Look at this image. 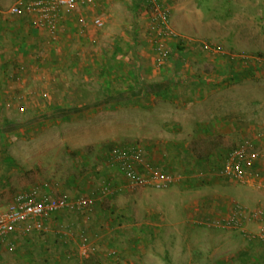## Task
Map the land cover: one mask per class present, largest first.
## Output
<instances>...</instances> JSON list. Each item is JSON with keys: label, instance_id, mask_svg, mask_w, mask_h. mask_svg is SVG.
Masks as SVG:
<instances>
[{"label": "rangeland", "instance_id": "374dc122", "mask_svg": "<svg viewBox=\"0 0 264 264\" xmlns=\"http://www.w3.org/2000/svg\"><path fill=\"white\" fill-rule=\"evenodd\" d=\"M19 1L0 0V11L7 13ZM252 1L241 6L236 0H191L187 10L178 11L165 5L176 38L165 41L168 55L162 65H153L162 27H152L150 8L142 5L133 9L120 3L111 12L92 3L65 12L55 33H49L52 56L48 47L23 45H31L32 61L15 66L17 73L10 77L0 76V203L29 191L39 198L51 193L103 202L111 212L99 221L74 214L81 226L98 223V243L89 241L95 250L84 264H264V246L251 241L250 225L245 232L202 225L208 218L226 217L236 203L264 210V0ZM80 12L93 27L96 13L109 21L88 45L95 71L79 68L80 45L56 43L63 19L73 30ZM0 18L21 20L7 14ZM59 47L69 52L62 59ZM110 48L119 58L106 67L104 53ZM163 80H176L183 87L181 97L172 101L153 94L149 85ZM193 85L204 91L219 86L220 91L187 103ZM142 93L147 96L137 102ZM126 99L134 103L122 104ZM207 101L219 103L216 112L232 130L215 138L223 147L212 157L213 140L206 131L214 106ZM177 142L184 147L175 149ZM245 142L257 155L259 173L248 185L220 176L227 155ZM135 146L175 183L163 191L128 190L109 154ZM108 183L119 191L105 194ZM59 219L67 224V215ZM57 225L56 219L50 222V232L59 231ZM78 239L68 245L75 257L82 245Z\"/></svg>", "mask_w": 264, "mask_h": 264}, {"label": "built area", "instance_id": "2783aa9c", "mask_svg": "<svg viewBox=\"0 0 264 264\" xmlns=\"http://www.w3.org/2000/svg\"><path fill=\"white\" fill-rule=\"evenodd\" d=\"M95 0H20L12 6L7 13L10 15L27 20L34 29L55 33L57 24L63 18L65 12L86 4H92ZM150 22L152 27H162L157 34V63L162 65L168 55L165 41L176 38V34L169 27V9L153 6L150 9ZM96 29L102 30L106 27V21L96 18L93 22ZM204 49L210 50L205 45ZM264 138V135H263ZM249 142L230 152L221 169L220 176L242 184L248 185L251 180L258 178L255 166L257 155L251 153ZM109 163L118 168L124 181L127 183L128 190L151 188L157 191L168 189L175 183V177L154 167L145 150L140 146H135L128 150L115 149L109 154ZM259 183L258 187H262ZM119 191L112 189L110 185L104 189V193ZM95 205L90 198H78L69 200L66 197H56L53 194H46L37 197L34 191L21 193L14 200L6 205L0 203V242L9 235L19 234L22 236L30 235L33 232L48 234L50 232V222L55 215L65 211L89 212ZM209 229H226L245 232V227L251 225L254 228L249 235L251 241L264 244V210L257 208L249 210L240 203L232 205L226 217L208 218L202 222ZM81 248L78 251L79 262L84 264L89 260L94 252V248L89 244L86 237L81 239ZM15 250V245L10 247Z\"/></svg>", "mask_w": 264, "mask_h": 264}, {"label": "crops", "instance_id": "0c3cea01", "mask_svg": "<svg viewBox=\"0 0 264 264\" xmlns=\"http://www.w3.org/2000/svg\"><path fill=\"white\" fill-rule=\"evenodd\" d=\"M130 2H127V0H95L93 3L97 6V10L99 8L105 7L109 9L111 12L115 11L119 8V4L122 3L123 5H127L126 7H132L133 9L137 6H144L143 8L148 11V7L151 9L154 5L160 6L165 8V5L168 6L169 4L172 5V8L176 11L178 10H187L186 6L191 3V0H145L142 2V0H129ZM238 3L237 5H252V0H236ZM126 2V3H124ZM166 2V3H165ZM149 9V10H150ZM89 12V11H88ZM81 15H79L78 20H75V29L72 30L71 27V21L64 20L61 24V34L59 35V38L56 40V43H71L72 44H78L80 45L79 48L82 52L80 54V51L76 54L78 57H76L80 62V69L88 71V66L95 71V56L92 53L93 49H90L88 45L90 43H95L96 39L93 38V35L96 34V28H94L92 25H89L85 17H83L82 12H80ZM96 18H102L100 15H97ZM107 24L109 21L105 19ZM64 23H66L67 27L64 26ZM66 34V36H65ZM52 39L50 38V34L48 31H40L34 29L30 24H28L27 20L21 19V20H13L8 21L5 19L0 18V76H8L10 77L11 74H16L17 72L14 71L16 68L15 66H20L23 64H27L32 61L33 56L31 51V45L27 49L23 48V45L26 44H32L34 46H37L36 48H39L41 51V48H49L48 54L49 56H52L53 49L48 46L51 44ZM147 43V42H146ZM148 44V43H147ZM170 44V41H168V45ZM61 46V45H60ZM21 47V48H20ZM85 48V49H83ZM43 49V50H44ZM62 47H59V49H56V51L60 54L58 57L60 59L63 55H68L69 52L63 51ZM36 50V49H35ZM61 50V51H60ZM84 55V56H83ZM105 61L102 63L103 66L106 65H112L114 59H118V53L116 49L110 48L109 50L105 51ZM145 58V57H144ZM143 58V59H144ZM107 59V60H106ZM145 60V59H144ZM153 65H159L157 64V59L155 55H153ZM158 67V66H157ZM35 71V70H34ZM156 71L153 72V76H156ZM84 74V73H82ZM123 74V73H122ZM186 76V75H185ZM176 81V80H175ZM173 80H163V81H155L152 83L153 85H149V88H152V93L155 92L161 97L164 98V100H169V98L174 101V98H179L182 95V88L180 84H175ZM184 84V82H182ZM185 86V84H184ZM146 88V87H145ZM144 89H142L143 91ZM208 91H204L202 86H190L188 88V92H190L191 98L188 99L187 103L196 100L195 98H203L206 94L205 93H211L213 91H220L219 86L211 85L207 89ZM181 92V93H179ZM145 93H142L137 95L134 99H137V102H142ZM147 96V94H145ZM136 101V100H135ZM202 101V100H201ZM131 105L132 101L125 100L122 101V104ZM203 103V102H202ZM205 104H211L210 108L214 106V111L212 114V117L209 121V126L207 129L206 136L213 140L211 144H209V147L213 149L211 151L210 157L216 154L218 151H222L223 145L218 143L215 144V138L218 137V139H222L226 136H229L232 132L230 129V125L224 123L225 119L221 118L219 114L216 112L217 106H219V103L214 104L213 102L207 101ZM204 107V105H202ZM216 106V107H215ZM219 113V108H218ZM166 133H163V137L166 138ZM175 138V135H174ZM193 138V136H192ZM176 141L179 139L176 137ZM213 145V146H212ZM175 149H182L184 146L177 143H174ZM189 151L190 154H193L194 152H191V150L186 149ZM186 153L187 155L189 154ZM178 156L181 155V153H177ZM171 163L174 161V154H171ZM177 158V157H176ZM178 159V158H177ZM166 161H161L160 164H164ZM113 200V199H112ZM103 204V202H101ZM96 203L94 206L93 212L90 213H70L65 212L63 215H67V224H64V220L60 221L59 216H56L52 219L51 223L54 222L56 219V224H58V230L59 231H51L50 233L46 234L42 238L39 236L40 233L33 232L30 235L22 236L19 234H12L9 235L5 240L0 242V264H66V262H79L78 253L75 257V254L71 255L70 253V243L74 241L75 236H79L80 242L81 237L83 236H89L91 243L94 245V241L98 243V235L95 231V228L98 226V223H94L91 225L89 224L90 228L85 227V225L82 224V226L75 221L77 215L85 216L88 221H92L93 218H101L103 215H107L111 212L108 211L109 209L104 208L103 205ZM114 205H118L115 201ZM113 211V210H112ZM113 213V212H112ZM62 215V214H61ZM72 215V216H71ZM64 218V216H63ZM59 219V221H57ZM251 226V225H250ZM250 228H253L252 226ZM62 229V230H61ZM112 231V230H111ZM110 231V233H111ZM123 231H120V233ZM12 245H15V250L11 251L10 247ZM72 252V250H71ZM97 252V255L99 258H101L100 254ZM73 257L72 260L69 261V259ZM75 257V258H74ZM97 258V257H96Z\"/></svg>", "mask_w": 264, "mask_h": 264}, {"label": "trees", "instance_id": "16d2710c", "mask_svg": "<svg viewBox=\"0 0 264 264\" xmlns=\"http://www.w3.org/2000/svg\"><path fill=\"white\" fill-rule=\"evenodd\" d=\"M156 93V92H155ZM127 100V99H126ZM130 100V99H129ZM124 101V100H123ZM114 168H116L117 170H118V168L117 167H115V166H113ZM110 186L112 185L111 183H108ZM93 208H94V206H93ZM65 212H70V213H82V212H79V211H65ZM65 212H63V213H65ZM63 213H61V214H63ZM84 214V213H83ZM87 214V213H86ZM60 215V214H59ZM59 215H55L54 217H56V216H59ZM53 217V218H54ZM83 237H86V236H83ZM86 238H88V240L90 241L91 239H90V237L89 236H87ZM81 239H82V237H81ZM253 243H256L257 245H262V246H264V244L263 243H261V242H257V241H255V242H253Z\"/></svg>", "mask_w": 264, "mask_h": 264}]
</instances>
